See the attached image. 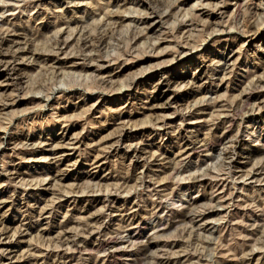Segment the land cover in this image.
<instances>
[{
	"label": "rangeland",
	"instance_id": "obj_1",
	"mask_svg": "<svg viewBox=\"0 0 264 264\" xmlns=\"http://www.w3.org/2000/svg\"><path fill=\"white\" fill-rule=\"evenodd\" d=\"M144 1L0 0L25 53L0 68V264H264V170L224 159L264 151V0ZM116 8L96 62L55 53Z\"/></svg>",
	"mask_w": 264,
	"mask_h": 264
},
{
	"label": "bare ground",
	"instance_id": "obj_2",
	"mask_svg": "<svg viewBox=\"0 0 264 264\" xmlns=\"http://www.w3.org/2000/svg\"><path fill=\"white\" fill-rule=\"evenodd\" d=\"M92 1V0H91ZM167 1V0H166ZM95 2V1H94ZM145 3H142V7H143V9L141 10V11H139V10H134V12L137 14V15H140L139 14V12H142V11H146V8H148L149 10H151V12H150V14H154V15H156L158 18H160L162 15L161 14H159V10H160V8L161 7H164L165 9H167V8H171V4H169L168 3V1H167V3L166 4H163L164 3V1L163 2H161V0L159 1V0H146V1H144ZM212 4V3H211ZM209 2H207L206 1V3L204 4V5H211ZM93 5V4H92ZM214 5V4H213ZM95 6H96V2H95ZM137 6V5H136ZM203 6V5H202ZM212 6V5H211ZM214 6H216V5H214ZM107 7V6H106ZM134 8H136V7H134ZM102 9V8H101ZM100 10V9H99ZM105 10V9H104ZM118 10L119 9H117L116 8V11L115 12H106V14H102L103 16H104V19H105V16H106V23H104V25H105V27L106 26H112V28H110L109 27V29H107L106 30V28L104 29V27L102 28V29H104V31L101 33L100 32V34H94V35H96V36H94L93 37V39H91L90 37V34L88 33L87 34V32H83V29L82 30H78V31H76V27H70V26H67V32L65 33L66 35H65V37H62V38H60V31L58 30L57 32H56V35H58V37H55V36H53L54 38H57V46H58V48H56L57 49V51L55 52V51H53V52H55L56 54H57V52L58 51H60L61 52V50L63 49H66V47L68 46V43H67V39L68 38H66L67 36L68 37H70V36H72V34L74 35V37H73V40H74V42H75V44H77V49H78V55H76V57H77V60H81L82 62H90V63H92V62H96V60H97V58L95 59L93 56H90V53L91 52H97V53H99V51L102 49V50H104L103 48L107 45V43H108V41H109V43H110V40H108L107 39V37H108V35L110 36L112 33H114V31L113 30H115V29H117V28H119L118 26H122V25H119V24H117V22H122V17H120L119 16V14L117 13L118 12ZM106 11V10H105ZM104 11V12H105ZM111 11V10H110ZM101 12V11H100ZM125 12H126V9H125ZM127 12H128V10H127ZM170 12V11H169ZM117 13V14H116ZM149 13V12H148ZM99 15V14H98ZM102 16V17H103ZM184 16V15H183ZM233 17H234V19H235V15H233ZM162 19V18H161ZM191 19H192V17H191ZM190 19V20H191ZM80 21V20H79ZM131 22H134V21H131ZM138 22H140V23H138ZM148 21H147V17L145 16V17H138L137 18V20H136V23H134L135 25V27L133 28L134 29V32H135V34H133V41L134 40H136L135 38V35H137V38H138V35H142V33L144 34L145 33V29H147V27L144 29V27L145 26H147V23ZM99 23V22H98ZM102 24V23H101ZM117 24V25H116ZM116 25V26H115ZM130 25V24H129ZM129 25H128V28H126V30H130L129 29ZM178 25V24H177ZM92 26V25H91ZM95 26V25H94ZM98 26V25H97ZM103 26V25H102ZM125 26H127V24L125 25ZM93 27V26H92ZM130 28H131V26H130ZM91 29V28H90ZM89 29V30H90ZM94 29V28H93ZM120 30L122 29V27H120L119 28ZM133 29H132V31H133ZM183 29V27L182 26H180V25H178V26H176V27H173V29H172V31L173 32H175L176 34H178L181 30ZM120 30H119V32H120ZM184 30V29H183ZM99 31V30H98ZM123 31H125V29L123 30ZM212 31V30H211ZM90 32H91V30H90ZM96 32V31H95ZM115 32H117V31H115ZM131 32V31H130ZM171 32V31H170ZM169 32V33H170ZM200 32H201V30H200ZM3 33H5V31L3 32ZM9 33H13L12 34V36L11 37H13V38H10V39H7V38H4L3 36H0V68L2 67L3 69H4V71L9 75V74H11L15 69H14V67H12V65H14L13 63H12V65H11V60H12V58H15L17 55H21L22 56V58H23V56H24V54L25 53H23L22 52V49L18 46V44H17V39L15 38L16 36H14V35H16V31H12V30H6V34H7V36H8V34ZM127 33V32H126ZM132 33V32H131ZM5 34V35H6ZM172 34V33H171ZM174 34V33H173ZM175 34V35H176ZM113 35H115V34H113ZM131 35V34H130ZM189 36V35H188ZM128 36H126V38H127ZM146 37V36H145ZM144 37V38H145ZM184 37V36H183ZM111 38H113V36H111ZM141 38V37H140ZM121 39V38H120ZM124 39V38H123ZM199 39V38H198ZM117 40V39H116ZM125 41L127 40V39H124ZM131 40V39H130ZM146 40V39H145ZM117 41H119V40H117ZM123 41V40H122ZM121 41V42H122ZM128 41V40H127ZM120 42V41H119ZM136 42V41H135ZM108 43V45L110 46V44ZM125 43V42H124ZM124 43H123V45H124ZM118 44V43H117ZM126 44H128V43H126ZM125 44V45H126ZM184 44V43H183ZM119 45V44H118ZM117 45V46H118ZM122 45V44H121ZM120 45V46H121ZM125 45H124V48H125ZM143 45V44H142ZM56 46V44L54 45V47ZM75 46V45H74ZM127 46V45H126ZM130 46V45H129ZM129 46H128V48L127 49H129ZM189 46V45H188ZM194 46V45H193ZM71 47V46H70ZM69 47V48H70ZM73 47V46H72ZM119 47V46H118ZM117 47V48H118ZM198 47V46H197ZM68 48V47H67ZM120 48H122V47H119L118 48V50L120 49ZM123 48V49H124ZM152 47H150V49H151ZM176 48V47H175ZM192 48H195V47H192ZM2 49H5V51L8 53V52H10L11 54H12V56L10 57V58H5V57H3L2 56V54H1V50ZM106 49V48H105ZM108 49V48H107ZM153 49V48H152ZM62 50V51H63ZM101 50V51H102ZM113 50H116V45H115V49H113ZM66 51H67V49H66ZM66 51H63V53L65 52L66 53ZM117 51V50H116ZM119 51H121V50H119ZM5 52V53H6ZM118 52V51H117ZM63 53H61L62 55H63ZM55 54V55H56ZM59 54V53H58ZM117 54V53H116ZM65 55V54H64ZM116 56V55H115ZM107 57V56H106ZM109 57V56H108ZM118 57V56H117ZM116 57V58H117ZM17 58V57H16ZM19 58V57H18ZM17 60V59H16ZM14 61V60H13ZM111 62V61H110ZM83 63V64H84ZM97 67V66H96ZM102 68L103 66L102 65H100V66H98V68ZM64 74V73H63ZM64 76H65V74H64ZM63 76V78L65 79V78H67V76L66 77H64ZM60 77V76H59ZM264 77V76H263ZM61 78V77H60ZM9 79V78H8ZM61 80V79H60ZM260 79H258V81H259ZM14 81V80H13ZM103 82V81H102ZM260 82V81H259ZM11 83V82H10ZM104 83V82H103ZM103 83H101V85H103ZM169 82H166V84H168ZM15 84V83H14ZM251 84V83H250ZM26 86V85H25ZM56 87V86H55ZM125 87V86H124ZM20 88H22V87H20ZM118 88V87H117ZM120 88H122V87H119V89ZM51 89V88H50ZM29 90V89H28ZM52 91V90H51ZM245 91V90H244ZM30 94V93H29ZM46 95H48V94H46ZM47 97H49V96H47ZM46 97V98H47ZM245 98V97H244ZM246 100H242V101H240V102H238L237 104L235 103V104H233V107H232V105L231 106H229L230 107V111H229V113H225V115H224V117H229L233 112H235V110L238 108V106H239V104H243V102H245ZM259 104H260V106H261V104H263V102L262 101H260L259 102ZM242 106V105H241ZM232 108V109H231ZM238 110V109H237ZM223 115L224 113H217L216 114V117L217 116H220V115ZM219 118V117H218ZM191 142H188V141H186L185 142V144L184 145H186V147L187 146H189V145H191L190 144ZM1 144V143H0ZM234 153H236L235 155L236 156H239V157H244L247 161H252L253 162V166L252 167H254V166H257V167H259L260 166V169L263 171L264 170V151L263 152H260V154L259 155H256V153H254V151H252L250 148H248V147H240L239 145L237 146V144L236 145H234V146H232L231 148H230V151L229 152H225V157H224V159H225V161L226 160H228V161H231L232 160V154H234ZM239 160V159H238ZM231 163L229 162V165H230ZM228 165V166H229ZM256 167V168H257ZM239 169V168H238ZM243 169H244V167H243ZM258 169V168H257ZM256 171V170H255ZM245 172V171H244ZM250 173V172H249ZM257 173V172H256ZM209 174V173H208ZM226 174V173H225ZM210 175V174H209ZM241 175H243V174H241ZM245 175V174H244ZM201 176V175H200ZM241 177V176H240ZM244 177V176H243ZM261 179V178H260ZM228 202V201H227ZM228 205V204H227ZM205 207V206H204ZM216 211V210H215ZM190 212H188V213H186V214H184L183 216H182V219L184 220L185 218L187 219V218H189V216H190ZM193 214V213H192ZM228 214V213H227ZM197 217V216H196ZM177 218H180V217H177ZM174 219V218H173ZM181 219V220H182ZM190 221V220H189ZM172 222L174 223H176L177 222V220L176 219H174V220H172ZM192 222V221H191ZM121 238V237H120ZM65 239H67V238H65ZM128 241L130 242L131 240H132V238L131 237H128ZM127 241V242H128ZM133 243H135V242H133ZM128 245V247H129V244H127ZM135 246V245H134ZM143 246V245H142ZM148 246V245H147ZM139 251V250H138ZM146 252V247H144V248H142V250H141V252L142 253H145ZM140 252V253H141Z\"/></svg>",
	"mask_w": 264,
	"mask_h": 264
}]
</instances>
